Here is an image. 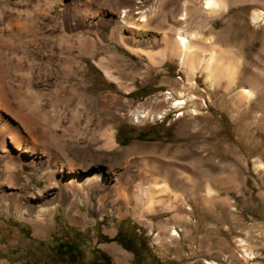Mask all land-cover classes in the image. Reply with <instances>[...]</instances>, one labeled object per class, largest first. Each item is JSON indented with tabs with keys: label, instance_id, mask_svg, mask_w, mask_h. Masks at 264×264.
<instances>
[{
	"label": "rangeland",
	"instance_id": "374dc122",
	"mask_svg": "<svg viewBox=\"0 0 264 264\" xmlns=\"http://www.w3.org/2000/svg\"><path fill=\"white\" fill-rule=\"evenodd\" d=\"M79 1L98 11L77 18L73 1L65 0V33L85 42L80 65L86 94L96 102L94 110L85 109L93 131L64 134L59 144L67 151L83 148L98 176L83 174L80 183L92 187L81 191L49 192L47 164L32 162L28 154L18 161L21 153L14 150L11 157L21 166L10 181L8 155L0 149V263L103 264L106 254L112 264H264L262 98L239 99L243 89H251L241 76L234 86L224 75L214 84L200 72L188 77L178 58L164 60L162 47L152 41L170 26L180 28L186 12L188 28L207 37L220 33L222 49L235 50L264 78V26L251 19L264 0L231 7L221 17L206 14L203 0ZM125 10L129 24L113 32ZM170 92L193 96L190 110L199 106L201 115L179 118L182 112L171 110L155 119L170 110ZM27 95L16 107L46 120L55 117L59 105L38 111L31 106L34 96ZM71 109H65L68 117ZM145 173L158 190V204L139 196ZM68 176L74 183L79 178ZM108 178L123 188L128 183L129 192L109 193L102 187ZM34 194L41 196L34 200ZM175 232L179 237H171Z\"/></svg>",
	"mask_w": 264,
	"mask_h": 264
},
{
	"label": "bare ground",
	"instance_id": "6f19581e",
	"mask_svg": "<svg viewBox=\"0 0 264 264\" xmlns=\"http://www.w3.org/2000/svg\"><path fill=\"white\" fill-rule=\"evenodd\" d=\"M71 1L77 18L84 13L89 16L98 14L88 1L84 3L79 0ZM258 1L203 0L201 7L206 14L221 17L231 7L239 4L254 5ZM66 7L68 6L65 0H0V149L8 155L5 168L10 181L14 179L21 166L18 159L23 156L22 154H28L32 162L40 161L47 164L48 169L44 176L49 192L55 191L57 187L63 192L81 191L86 186L92 187L91 182L87 185L80 183V178H86L83 174L92 178L98 176L91 171L93 165L85 158L83 148L78 146L72 151H67L64 145L59 144L65 136L81 137L93 131L90 129L92 117L86 114L87 111L85 113V109L94 110L96 104L93 98L87 96L81 76L80 63L85 56L84 38L79 34L70 36L65 33ZM129 17L130 11H123L120 18L114 22L113 32L128 25ZM143 18H147L146 15ZM187 18L188 14L185 12L180 19L182 25L180 28L170 26L159 38L152 40L154 45L162 47L164 60L169 56L178 58L181 66L187 70L188 77H195L200 72L212 84L224 75L229 78L230 85H233L236 76H241L251 85V89H243L239 93V99L251 103L260 96L264 102L263 74L253 71L235 50L222 49L220 33L213 37L204 36L196 31L197 29L193 30L186 26ZM251 19L253 24L264 26L263 5L261 9L253 11ZM192 85L189 82L188 86ZM22 94L34 96L31 106L38 108V111L44 110L47 106L59 105L55 117L46 120L44 118L47 116L40 117L43 115L41 113L38 116L35 114L30 116L29 112L26 114L20 106ZM168 95L170 96L168 100H172L170 110L157 114L154 116L155 119H165L171 110L182 112L179 118L189 113L195 117L201 115L199 106H194L195 108L190 110L189 102L193 96L189 97L182 92H170ZM16 102L20 104L19 107H16ZM72 105L74 110L71 109L72 113L68 117L65 115V109L71 108ZM64 121L70 122L71 127H65ZM99 125L101 126V123ZM37 130L42 134L36 135ZM95 132L93 135L97 136ZM103 137L107 139L108 145H113L110 134ZM14 150L21 153L16 158L18 161L11 157ZM258 168L264 170V165L260 163ZM68 175L79 178L75 179L77 181L74 183L70 181L71 177ZM142 180L145 184L139 188V196L146 198L150 205L158 204L160 201L155 202L158 190L153 187L148 174H143ZM128 186L126 183V188H123L120 182L115 184L109 178L102 181V187L109 193L119 194L125 190L129 192ZM39 196L41 195L34 194L31 198L38 200ZM38 221H43L41 216ZM171 237L179 235L175 232ZM247 255L252 257V254Z\"/></svg>",
	"mask_w": 264,
	"mask_h": 264
},
{
	"label": "trees",
	"instance_id": "16d2710c",
	"mask_svg": "<svg viewBox=\"0 0 264 264\" xmlns=\"http://www.w3.org/2000/svg\"><path fill=\"white\" fill-rule=\"evenodd\" d=\"M123 144V142H121ZM135 243L138 242V237H135ZM103 264H112L110 263L109 257L106 254H102ZM101 264V263H99Z\"/></svg>",
	"mask_w": 264,
	"mask_h": 264
},
{
	"label": "flooded vegetation",
	"instance_id": "af4514ba",
	"mask_svg": "<svg viewBox=\"0 0 264 264\" xmlns=\"http://www.w3.org/2000/svg\"><path fill=\"white\" fill-rule=\"evenodd\" d=\"M135 246H137V242H136V245ZM129 251H131L132 252V250H129Z\"/></svg>",
	"mask_w": 264,
	"mask_h": 264
},
{
	"label": "built area",
	"instance_id": "2783aa9c",
	"mask_svg": "<svg viewBox=\"0 0 264 264\" xmlns=\"http://www.w3.org/2000/svg\"><path fill=\"white\" fill-rule=\"evenodd\" d=\"M179 234V232H177Z\"/></svg>",
	"mask_w": 264,
	"mask_h": 264
}]
</instances>
